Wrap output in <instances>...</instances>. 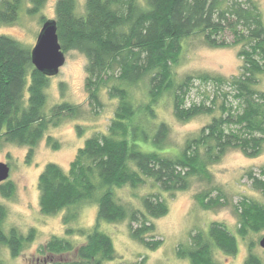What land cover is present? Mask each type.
Segmentation results:
<instances>
[{
    "label": "trees",
    "instance_id": "trees-1",
    "mask_svg": "<svg viewBox=\"0 0 264 264\" xmlns=\"http://www.w3.org/2000/svg\"><path fill=\"white\" fill-rule=\"evenodd\" d=\"M29 1L27 12L33 15L46 0ZM22 2L0 0V24L17 19ZM53 19L62 51L77 50L86 57L89 103L101 106L103 90L117 103L107 129L85 139L67 170L48 162L38 176L41 213L63 212L65 225V236L53 235L39 251L75 254L71 261L45 260L42 264L112 260L113 242L99 228L101 221H127L130 237L154 249L161 240L152 238L154 224L149 218L167 213L163 192L173 195L185 190L194 178L211 183L210 166L228 149L256 156L264 145V90L257 87L264 73V22L259 7L253 0H85L83 11H78L75 0H56ZM45 20L41 16L40 22ZM225 31L232 34L231 42L223 37ZM191 36L201 37L211 47L241 44L239 72L229 77L193 72L177 80L173 67L183 40ZM48 79L33 66L29 48L0 34V145H26L29 158L50 126L57 125L62 116L78 113L79 108L67 102L54 104L49 114L44 112ZM195 81L212 84L213 89L187 105ZM136 89L141 90L139 95ZM163 96L169 97L172 113L180 122L210 115L207 123L172 150L165 148L169 126L156 121V107ZM46 141L54 149L59 147L50 136ZM249 178L264 197V178L251 172ZM148 181L157 190L141 195L140 207L123 203L116 195L117 188L135 190ZM13 192L10 180L0 183L1 195L9 197ZM195 197L203 209L227 204L218 186ZM87 203L96 205L93 226H71L79 207ZM232 211L238 236L264 229V201L243 196L232 204ZM6 214L0 204V248L6 247L16 257L33 241L35 230L24 234L10 227L5 231ZM72 235L84 240L76 243L66 237ZM237 249L236 235L224 223L214 221L206 230L190 234L175 253L189 264H219L215 250L235 254ZM0 264L6 263L0 258ZM244 264L262 261L249 252Z\"/></svg>",
    "mask_w": 264,
    "mask_h": 264
},
{
    "label": "rangeland",
    "instance_id": "rangeland-1",
    "mask_svg": "<svg viewBox=\"0 0 264 264\" xmlns=\"http://www.w3.org/2000/svg\"><path fill=\"white\" fill-rule=\"evenodd\" d=\"M253 1L258 5L264 22V0ZM55 2L56 0H46L39 12L30 15L27 8L31 7V3L29 0H23L17 19L11 23H1L0 34L8 35L31 49L42 25L41 16L46 19L55 17ZM75 3L78 11H83L85 0H75ZM223 37L228 42L233 40L229 31H225ZM240 47L241 44L211 47L199 36L186 38L183 40L179 61L173 67L175 78L179 80L188 73L201 71L226 77L237 74L242 61L238 55ZM64 54L63 65L56 74L49 76L45 88L44 112L49 114L54 104L67 102L78 107V113L74 116H62L57 125L50 126L43 138L33 147V153L29 158L27 157L29 148L26 145L14 142H2L0 145V161L9 165L7 180L14 185L11 196L4 197L0 193V204L7 210L3 228L7 231L10 227H15L24 234L30 228L35 230L33 241L20 255L12 257L6 247L0 248V258L6 264H42L45 260L66 262L75 257L74 251L62 254L39 251L53 235L65 236V225L62 222L63 212L53 215L41 213L38 176L48 162L57 163L67 170L85 139L107 129L117 101L108 97L103 90L100 93L101 106H92L85 90L86 57L77 50H69ZM257 87L264 90V73L260 76ZM212 89V84L206 85L195 81L186 104L200 101L203 91ZM135 91L136 95L141 93V90ZM156 109V121H164L169 126L165 148L170 150L180 146L185 138L195 134L210 120V115H200L186 122L178 121L172 113L171 101L167 96L160 99ZM47 136L57 141L59 147L52 148L46 141ZM210 172L211 183L194 178L185 190L175 191L173 195L163 192L168 204L167 213L157 218H149L154 224L152 238L161 240L154 249H148L130 237L127 221L116 223L101 221L99 228L111 237L115 250L113 259L105 261L104 264H189L187 259L177 257L176 247L182 242H187L189 235L195 231L206 230L208 224L214 221L224 223L236 235L238 242L235 254L214 251L215 260L219 264H244L249 252L258 256L264 264V249L259 246L264 229L258 232L250 231L245 237L238 236L236 233L238 221L232 211V204L243 196L264 201L263 195L252 186L249 178V172L264 178V145L256 156L246 155L237 148L228 149L219 161L210 166ZM213 186H218L222 190L227 204L203 209L195 196ZM153 190H157V187L148 181L135 190L127 186L117 188L116 195L121 202L140 207L139 197ZM215 193L216 191L212 194ZM95 217L96 205L83 204L78 209L76 221L70 225L89 228L93 226ZM66 237L76 243L84 240L83 237L74 235Z\"/></svg>",
    "mask_w": 264,
    "mask_h": 264
},
{
    "label": "water",
    "instance_id": "water-1",
    "mask_svg": "<svg viewBox=\"0 0 264 264\" xmlns=\"http://www.w3.org/2000/svg\"><path fill=\"white\" fill-rule=\"evenodd\" d=\"M33 66L47 76L54 75L63 65L65 54L61 49L54 19H46L38 32L35 43L30 49ZM10 167L0 161V183L7 180ZM259 246L264 249V234L259 239Z\"/></svg>",
    "mask_w": 264,
    "mask_h": 264
}]
</instances>
